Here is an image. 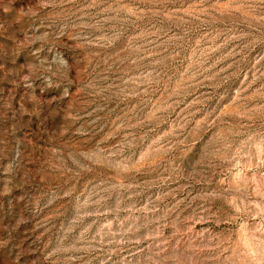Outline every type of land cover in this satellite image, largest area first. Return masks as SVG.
<instances>
[{
  "label": "rangeland",
  "instance_id": "374dc122",
  "mask_svg": "<svg viewBox=\"0 0 264 264\" xmlns=\"http://www.w3.org/2000/svg\"><path fill=\"white\" fill-rule=\"evenodd\" d=\"M0 264H264V0H0Z\"/></svg>",
  "mask_w": 264,
  "mask_h": 264
}]
</instances>
